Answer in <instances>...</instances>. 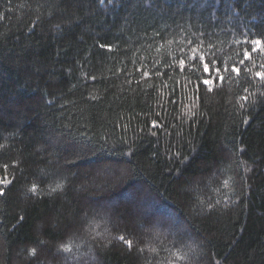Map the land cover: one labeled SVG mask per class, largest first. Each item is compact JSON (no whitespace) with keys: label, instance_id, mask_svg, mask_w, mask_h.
I'll list each match as a JSON object with an SVG mask.
<instances>
[{"label":"trees","instance_id":"1","mask_svg":"<svg viewBox=\"0 0 264 264\" xmlns=\"http://www.w3.org/2000/svg\"><path fill=\"white\" fill-rule=\"evenodd\" d=\"M58 246L264 264V0H0V264Z\"/></svg>","mask_w":264,"mask_h":264},{"label":"rangeland","instance_id":"2","mask_svg":"<svg viewBox=\"0 0 264 264\" xmlns=\"http://www.w3.org/2000/svg\"><path fill=\"white\" fill-rule=\"evenodd\" d=\"M139 190L140 189H136L135 191H133L132 192V194L133 195H131V194H129V193H125L124 195H122L121 197H119L120 198V200H118V202L117 203H119V201H124V202H126V203H129L130 201L131 202H133L134 201V199L138 196L139 198H141V200H142V197L144 198L143 199V202H142V204H140V202H138V200L139 199H137V203H139V205L141 206V207H139V208H142V215H144V214H146V212H149V211H153V209H156L157 207H158V212H155V213H157L158 215L162 212V214L163 215H167V217L166 218H168V221H167V223L169 224V225H172V227L174 228V224H175V222H174V219H172L173 217L171 216V215H174V213L172 212V211H170L169 209H164V208H162V207H160V205H159V203L156 201V200H153V198L146 192V190H144L143 189V192H142V190H140V192H139ZM137 192V193H136ZM136 194H138V195H136ZM134 197V198H133ZM113 199L114 198H109L108 200H107V202H103L102 204L104 205V206H106L107 208H109V207H113L114 205H116L117 203L115 202V200H117V199H115L114 201H113ZM109 201V202H108ZM163 207H165V206H163ZM166 211V212H165ZM139 212L140 211H138L137 210V208H136V213L137 214H139ZM171 214V215H170ZM159 217H157V220L156 221H154V223L155 222H158V219ZM157 224V223H156ZM63 249H65V247H62V246H58V248L56 249L57 251H59V253L61 254V256H62V258L64 259V262H65V264H69V263H72V264H75V261H73L74 259H72L71 258V254L72 253H68V251H66L65 253H63L61 250H63ZM71 261V262H70Z\"/></svg>","mask_w":264,"mask_h":264},{"label":"snow or ice","instance_id":"3","mask_svg":"<svg viewBox=\"0 0 264 264\" xmlns=\"http://www.w3.org/2000/svg\"><path fill=\"white\" fill-rule=\"evenodd\" d=\"M253 43L256 44L257 46H259V44H260L259 41H254ZM246 55H247V53H246ZM233 70H234V71H239V69H236L235 67L233 68ZM204 71H205V72H210V71H211L210 65H209L208 63H205V64H204ZM258 75H260V74H258ZM221 79H223V78H221ZM203 83H204V84H210L211 81H209V80H204ZM121 239H123V237H121ZM124 242H125L126 244H129V245H130V243H131L130 241H124Z\"/></svg>","mask_w":264,"mask_h":264}]
</instances>
